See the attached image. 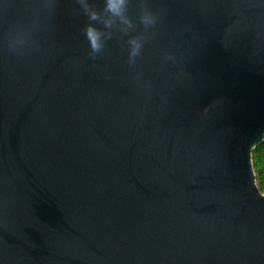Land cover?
<instances>
[{
	"label": "water",
	"instance_id": "95a60500",
	"mask_svg": "<svg viewBox=\"0 0 264 264\" xmlns=\"http://www.w3.org/2000/svg\"><path fill=\"white\" fill-rule=\"evenodd\" d=\"M126 15L0 0V264H264V0Z\"/></svg>",
	"mask_w": 264,
	"mask_h": 264
},
{
	"label": "clouds",
	"instance_id": "9594fccd",
	"mask_svg": "<svg viewBox=\"0 0 264 264\" xmlns=\"http://www.w3.org/2000/svg\"><path fill=\"white\" fill-rule=\"evenodd\" d=\"M106 8L113 18L119 20L121 25H126L127 27H132V21L126 15L127 0H106ZM91 19L96 20L99 18L98 13L92 10H88ZM142 23L145 26H149L155 23L154 17L150 13H145L141 17ZM113 19L110 18L105 21L106 26L111 27L113 24ZM87 35L90 39L91 48L93 52H99L102 47V36L103 34L99 32L94 26H89L87 29ZM22 39L14 40L13 43L19 44L23 43ZM131 51L130 58L134 59L141 50V41L138 39H133L130 41Z\"/></svg>",
	"mask_w": 264,
	"mask_h": 264
},
{
	"label": "trees",
	"instance_id": "16d2710c",
	"mask_svg": "<svg viewBox=\"0 0 264 264\" xmlns=\"http://www.w3.org/2000/svg\"><path fill=\"white\" fill-rule=\"evenodd\" d=\"M253 160L257 184L264 193V142L254 149Z\"/></svg>",
	"mask_w": 264,
	"mask_h": 264
}]
</instances>
